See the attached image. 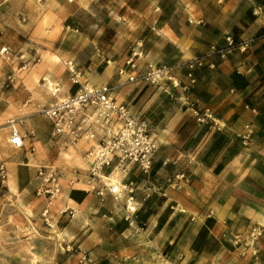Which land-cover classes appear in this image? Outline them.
<instances>
[{
	"label": "crops",
	"instance_id": "1",
	"mask_svg": "<svg viewBox=\"0 0 264 264\" xmlns=\"http://www.w3.org/2000/svg\"><path fill=\"white\" fill-rule=\"evenodd\" d=\"M228 36L253 40L252 47L221 58L212 47H224ZM2 46L12 55L0 58V69L16 79L0 88L7 194L29 200L42 165L62 163L67 174L52 228L25 239L31 249L19 256L26 264H255L223 233L225 222L238 230L264 224V0H0ZM134 47L168 65L206 55V66L187 92L185 71L175 74L180 86L130 82L119 69ZM72 69L82 84L114 87V97L143 115L158 138L151 175L134 168L128 177L138 183L130 221L128 197L102 203L83 182L69 185L83 163L75 151L59 150L49 121L26 120L36 153L10 144L9 121L28 98L50 105L77 92ZM49 83L59 89L55 100ZM192 105L210 107L218 125L200 124ZM248 124L255 135L245 145ZM183 171L192 181L178 189L171 180ZM68 207L74 217L61 214ZM260 258L264 264V237Z\"/></svg>",
	"mask_w": 264,
	"mask_h": 264
},
{
	"label": "built area",
	"instance_id": "2",
	"mask_svg": "<svg viewBox=\"0 0 264 264\" xmlns=\"http://www.w3.org/2000/svg\"><path fill=\"white\" fill-rule=\"evenodd\" d=\"M253 40L237 42L233 36L226 38V45L222 48L212 47L215 54L226 58L230 53L239 50L246 53L252 47ZM9 47H0V57L4 61L11 59ZM207 56H196L188 61L175 65L154 63L146 60L142 49L134 47L127 67L119 69V74H128L130 82H145L159 87L167 82L180 86L176 77L178 72H186L189 83L184 85V91H189L197 82V70L206 66ZM72 82L80 88L74 94L57 99L50 105L34 104L28 98L20 108L19 117L9 121L10 144L16 149H26L36 153L35 142L28 140L36 137V131L27 128V114L33 107L35 113L43 115L51 124V137L60 151H75L83 166L72 170L73 178L69 185L83 182L86 192L95 194L102 203L108 197L121 201L128 197L127 220L135 212V193L138 183L128 177L134 168H138L144 175L150 176L154 167L156 154L160 148L158 138L148 120L141 114L135 113L128 104L119 102L113 95L114 87H92L82 84L81 73L72 69ZM13 73H5L0 69V88L14 86ZM57 96L59 89L51 90ZM246 108L256 112V108L247 105ZM193 115L200 124L218 125L217 119L210 107L199 108L192 105ZM255 129L251 124L246 126V132L241 136L245 145L252 142ZM41 183L37 187V196L44 201L43 217L49 227H52L54 202L63 195L62 180L67 177L63 167L56 164L41 166L38 171ZM8 177L5 164H0V182L4 183ZM191 175L180 172L172 185L181 189L191 183ZM75 209L61 210L62 215L74 217ZM132 223V221H131ZM227 229L223 237L236 247L242 258L250 257L255 264H260L261 241L264 237V224H251L244 230L232 228L225 222ZM86 259V257H84Z\"/></svg>",
	"mask_w": 264,
	"mask_h": 264
},
{
	"label": "rangeland",
	"instance_id": "3",
	"mask_svg": "<svg viewBox=\"0 0 264 264\" xmlns=\"http://www.w3.org/2000/svg\"><path fill=\"white\" fill-rule=\"evenodd\" d=\"M43 83H48V81ZM48 88L50 91H55L56 86L49 83ZM51 96L54 100L57 99V96H53L52 93ZM19 114L18 111L16 116ZM27 117L28 119L38 117L48 122L45 117L35 113V111H29ZM29 142L31 140H28ZM5 146L3 145V147ZM66 158H70L69 155H66ZM55 164L62 165L58 162ZM8 191L9 187L6 181L0 182V264H26V258L19 256L21 252L31 249L30 244L26 243L25 239L27 236L41 237V234L46 231L44 227L48 226L42 215L45 203L37 196V189L32 193V197L26 201L20 197L14 200L12 196L7 194ZM52 221L53 219L51 223ZM37 260L39 258H34L33 262Z\"/></svg>",
	"mask_w": 264,
	"mask_h": 264
}]
</instances>
